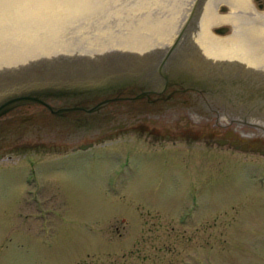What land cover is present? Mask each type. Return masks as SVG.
<instances>
[{"label":"water","instance_id":"obj_1","mask_svg":"<svg viewBox=\"0 0 264 264\" xmlns=\"http://www.w3.org/2000/svg\"><path fill=\"white\" fill-rule=\"evenodd\" d=\"M125 130L264 139V0H0V150Z\"/></svg>","mask_w":264,"mask_h":264},{"label":"rangeland","instance_id":"obj_2","mask_svg":"<svg viewBox=\"0 0 264 264\" xmlns=\"http://www.w3.org/2000/svg\"><path fill=\"white\" fill-rule=\"evenodd\" d=\"M95 145L4 153L0 264H264V155L145 130Z\"/></svg>","mask_w":264,"mask_h":264},{"label":"flooded vegetation","instance_id":"obj_3","mask_svg":"<svg viewBox=\"0 0 264 264\" xmlns=\"http://www.w3.org/2000/svg\"><path fill=\"white\" fill-rule=\"evenodd\" d=\"M120 132H122V131L100 135V136L90 138V139L81 141V142L76 143V144H71V145H63V146H58V145H21V146H16V147L0 150V160L3 159L4 153L7 151L14 150V149H30V148L39 147V146H41L42 148H46V149L48 148L50 150H61L63 147H67V148H70V150L66 153V155H67L69 152L81 150L80 148L82 146L86 147L85 150L88 148H91L93 146H96L95 144L97 142L104 140L110 136L118 135ZM180 134H186V133H168V136L169 135L179 136ZM201 138L205 142V144H207V143L217 144L215 140L220 139V140H226V143L224 144V146L228 145V146H231L232 148H234L236 150L241 151L240 148L237 149L236 146L232 145L231 142H234V141L238 142V144L240 146L243 144H247L248 148H247L246 152L255 151V152H258L261 154V151H264V141H259V140H255L253 138L241 136V135H239L233 131H226V132L222 133L221 135L215 136V138H211V137H201ZM251 144H256L257 146L255 148H252ZM258 149H260V150H258Z\"/></svg>","mask_w":264,"mask_h":264}]
</instances>
